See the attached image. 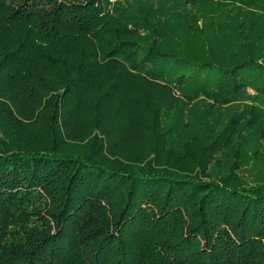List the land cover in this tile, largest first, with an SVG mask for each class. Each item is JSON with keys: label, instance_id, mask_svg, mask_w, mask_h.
<instances>
[{"label": "trees", "instance_id": "16d2710c", "mask_svg": "<svg viewBox=\"0 0 264 264\" xmlns=\"http://www.w3.org/2000/svg\"><path fill=\"white\" fill-rule=\"evenodd\" d=\"M172 20L126 0H0V264H264V184L214 179L218 142L176 150L168 123L197 73L211 107L264 102L247 78L264 62L250 45L205 61V26Z\"/></svg>", "mask_w": 264, "mask_h": 264}, {"label": "rangeland", "instance_id": "374dc122", "mask_svg": "<svg viewBox=\"0 0 264 264\" xmlns=\"http://www.w3.org/2000/svg\"><path fill=\"white\" fill-rule=\"evenodd\" d=\"M126 1L136 8H147L149 5H152L154 9L157 8L165 25H172L174 17L176 20L180 17L181 21L186 22V25L187 23L192 24L193 28H196L195 25H198V28L204 25L205 32L201 38H210L203 40V47L205 48L209 44L211 48V54L206 51L203 54L205 61H212V64H223L229 56L243 55L245 46L250 45L256 53L255 59L264 62V0H242V2L239 0H216L215 2L222 3L219 5L220 9L208 7L200 2L195 6H190L184 4L182 0H136L137 4L134 0ZM237 16L244 17L247 21L246 24L252 21L253 32L245 34L242 30H233L230 23L236 22ZM209 23H211V27L207 26ZM164 31L169 34L170 39H178L172 29L168 31L164 29ZM241 33L246 35L247 43L245 44L244 37L238 36ZM189 38L194 41H202ZM184 48L180 45L168 46L165 50L174 51L181 59L188 62H180L181 64L175 68V73L189 75L193 69H198V66L192 64L188 55L182 51ZM200 62L198 61L196 64ZM250 75L247 78L252 89L248 92L252 94L255 93V90L264 88V72H250ZM191 76L192 79L185 84L181 91L192 93V95L196 93V100L186 102L177 108L175 114H169L171 117L168 120L169 124L174 120H177L178 124L180 123L171 132L172 147L180 150L182 144L190 136L195 137L194 139L199 141L202 146H207L215 140L218 142V148L214 153L211 172L214 179L229 176L231 184L240 182L248 188L264 184V102L260 97L249 98L246 94H240L228 105L211 107L201 99L200 94V96L198 95L201 92L203 79L198 73ZM253 105L254 107H252ZM252 108L260 109L262 114H256L257 110Z\"/></svg>", "mask_w": 264, "mask_h": 264}]
</instances>
